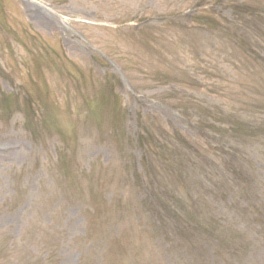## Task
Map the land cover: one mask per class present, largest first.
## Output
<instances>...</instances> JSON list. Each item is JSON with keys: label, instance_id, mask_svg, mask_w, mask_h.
Segmentation results:
<instances>
[{"label": "rangeland", "instance_id": "obj_1", "mask_svg": "<svg viewBox=\"0 0 264 264\" xmlns=\"http://www.w3.org/2000/svg\"><path fill=\"white\" fill-rule=\"evenodd\" d=\"M3 94L0 264H264V0H0Z\"/></svg>", "mask_w": 264, "mask_h": 264}, {"label": "trees", "instance_id": "obj_2", "mask_svg": "<svg viewBox=\"0 0 264 264\" xmlns=\"http://www.w3.org/2000/svg\"><path fill=\"white\" fill-rule=\"evenodd\" d=\"M33 99H35L34 101L36 103V107L34 108V111H36L35 113H37L40 108H43L42 105L41 106L39 105L41 103L43 104V102L41 101V99H38V97L36 98V96ZM30 100L32 101V99H30ZM25 101L27 103L30 102L27 99H25ZM29 104H31V103H29ZM31 107H33V106L31 105ZM18 109H22V107L19 108V105L14 100L12 101L11 94L10 95L9 94L1 95V98H0V112H2V113L5 112L7 114L9 112H12V111H15V110H18ZM40 114L43 116V118L46 115V114H43L42 112H40ZM45 120H46V118L43 119L42 123L45 124ZM47 120H48V118H47ZM47 122H48V124H50L49 120ZM47 126H49V125H47Z\"/></svg>", "mask_w": 264, "mask_h": 264}]
</instances>
